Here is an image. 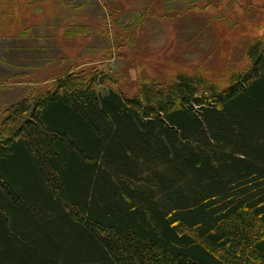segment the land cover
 <instances>
[{
	"label": "trees",
	"instance_id": "trees-1",
	"mask_svg": "<svg viewBox=\"0 0 264 264\" xmlns=\"http://www.w3.org/2000/svg\"><path fill=\"white\" fill-rule=\"evenodd\" d=\"M225 87L70 73L0 129V264H264V36Z\"/></svg>",
	"mask_w": 264,
	"mask_h": 264
},
{
	"label": "rangeland",
	"instance_id": "rangeland-1",
	"mask_svg": "<svg viewBox=\"0 0 264 264\" xmlns=\"http://www.w3.org/2000/svg\"><path fill=\"white\" fill-rule=\"evenodd\" d=\"M264 36V0H0V129L8 109L70 73L100 90L202 74L225 87Z\"/></svg>",
	"mask_w": 264,
	"mask_h": 264
}]
</instances>
